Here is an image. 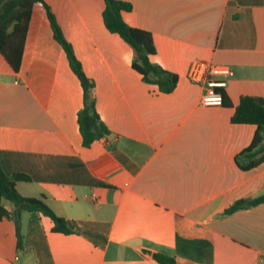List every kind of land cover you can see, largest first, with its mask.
<instances>
[{
    "label": "crops",
    "instance_id": "crops-1",
    "mask_svg": "<svg viewBox=\"0 0 264 264\" xmlns=\"http://www.w3.org/2000/svg\"><path fill=\"white\" fill-rule=\"evenodd\" d=\"M43 1L93 80L110 134L83 146V90L36 2L17 71L0 52V162L28 175L17 191L44 195L73 232L52 231L39 211L3 217L0 264H160L156 252L178 264H264V202L224 213L264 193V162H235L256 126L231 121L241 96L264 98V0H124L156 38L153 59L179 75L170 93L133 69V49L105 26L104 0ZM196 60L234 70L224 104L201 105L203 87L187 76Z\"/></svg>",
    "mask_w": 264,
    "mask_h": 264
},
{
    "label": "trees",
    "instance_id": "trees-1",
    "mask_svg": "<svg viewBox=\"0 0 264 264\" xmlns=\"http://www.w3.org/2000/svg\"><path fill=\"white\" fill-rule=\"evenodd\" d=\"M103 20L107 29L119 35L134 52L132 67L141 76L143 81L155 84L162 93L172 92L179 78L178 73L171 71L153 57L159 53L155 36L133 24L132 5L124 0H104ZM41 2L45 7L53 36L63 47L70 66L77 75L83 90V107L77 113V121L85 147L102 136L110 134V130L100 119L96 110L94 82L89 78L74 54L72 45L64 37L60 26L51 8L43 0H0V52L13 67L18 70L24 45V37L32 7ZM11 28V30H10ZM223 92V104L225 103ZM234 123H250L256 126L254 136L249 146L235 156L237 166L242 170H250L264 162V98L259 96L243 95L235 106L231 116ZM29 181L30 177L21 172L7 175L0 162V219L10 217L18 223L20 214L24 211H39L49 217L53 223L52 231L71 233L73 230L68 222L58 216L45 202V196L28 197L21 195L16 189V182ZM8 200L13 204V210H8L2 203ZM264 202V193L252 198H242L235 201L226 210L225 214L242 208H248ZM17 249H21L22 240L18 235ZM153 258L160 264H178L175 257L168 253L156 252Z\"/></svg>",
    "mask_w": 264,
    "mask_h": 264
},
{
    "label": "built area",
    "instance_id": "built-area-1",
    "mask_svg": "<svg viewBox=\"0 0 264 264\" xmlns=\"http://www.w3.org/2000/svg\"><path fill=\"white\" fill-rule=\"evenodd\" d=\"M234 70L228 65L207 64L193 61L187 76L193 82L203 86L200 103L203 106H220L223 104V92ZM218 77V78H217Z\"/></svg>",
    "mask_w": 264,
    "mask_h": 264
},
{
    "label": "rangeland",
    "instance_id": "rangeland-1",
    "mask_svg": "<svg viewBox=\"0 0 264 264\" xmlns=\"http://www.w3.org/2000/svg\"><path fill=\"white\" fill-rule=\"evenodd\" d=\"M202 87H203V86H202ZM3 203H4V204H10V203H9V202H7V201H3Z\"/></svg>",
    "mask_w": 264,
    "mask_h": 264
}]
</instances>
